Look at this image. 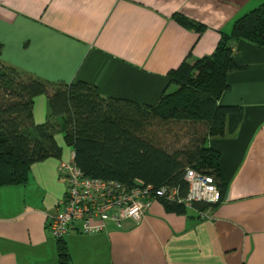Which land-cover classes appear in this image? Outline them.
Masks as SVG:
<instances>
[{
  "label": "crops",
  "instance_id": "crops-1",
  "mask_svg": "<svg viewBox=\"0 0 264 264\" xmlns=\"http://www.w3.org/2000/svg\"><path fill=\"white\" fill-rule=\"evenodd\" d=\"M264 0H0L1 60L52 83L85 81L105 97L154 104L168 72L210 54L221 32ZM205 25L198 33L178 19ZM220 102L243 106L230 137L210 140L227 183L223 201L205 216L152 203L138 222L104 233L63 238L58 258L47 216L63 198L61 156L34 163L22 184L0 186V264H264V47L239 40ZM38 97V96H37ZM33 116L47 114L46 95ZM58 141V140H57ZM74 231V230H73Z\"/></svg>",
  "mask_w": 264,
  "mask_h": 264
},
{
  "label": "trees",
  "instance_id": "trees-1",
  "mask_svg": "<svg viewBox=\"0 0 264 264\" xmlns=\"http://www.w3.org/2000/svg\"><path fill=\"white\" fill-rule=\"evenodd\" d=\"M178 19L197 33L205 28ZM239 40L264 47V3L237 17L229 32H221L210 54L184 59L171 69L154 104L105 97L82 80L52 83L24 73L2 62L0 41V186L22 184L34 163L60 157V133L76 165L92 178L174 188L184 198L187 170L209 177L218 200L194 201L191 207L199 217L211 213L223 201L227 183L210 140L232 136L243 118L242 105L220 102L227 75L244 68L234 59L233 45ZM41 94L46 95L47 114L36 122L33 103ZM160 202L169 212L187 210L182 201ZM64 237L56 240L58 258L66 263Z\"/></svg>",
  "mask_w": 264,
  "mask_h": 264
},
{
  "label": "built area",
  "instance_id": "built-area-1",
  "mask_svg": "<svg viewBox=\"0 0 264 264\" xmlns=\"http://www.w3.org/2000/svg\"><path fill=\"white\" fill-rule=\"evenodd\" d=\"M58 170L65 180L66 190L55 211L47 216L46 228L53 239L62 238L73 230L82 235H94L104 233L109 223L121 228L126 220L138 222L160 198L182 201L186 207H191L194 201L216 202L219 198L211 179L191 170L184 176L189 184L184 198H178L174 188L155 189L150 185L89 177L76 165L73 153L70 159L59 163Z\"/></svg>",
  "mask_w": 264,
  "mask_h": 264
},
{
  "label": "rangeland",
  "instance_id": "rangeland-1",
  "mask_svg": "<svg viewBox=\"0 0 264 264\" xmlns=\"http://www.w3.org/2000/svg\"><path fill=\"white\" fill-rule=\"evenodd\" d=\"M45 94H41V95H39L38 97H37V103H39V101H40V97H43ZM57 140H58V142L59 143H62L63 144V146H66V144L63 142V139H62V135L60 134V133H58L57 134Z\"/></svg>",
  "mask_w": 264,
  "mask_h": 264
}]
</instances>
